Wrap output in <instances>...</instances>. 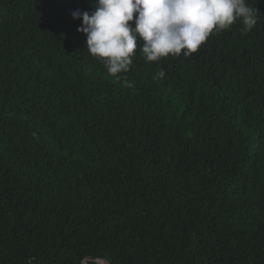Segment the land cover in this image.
<instances>
[{
  "label": "trees",
  "instance_id": "trees-1",
  "mask_svg": "<svg viewBox=\"0 0 264 264\" xmlns=\"http://www.w3.org/2000/svg\"><path fill=\"white\" fill-rule=\"evenodd\" d=\"M247 3L251 31L190 56L148 62L138 41L129 89L71 16L96 0H0V264H264V0Z\"/></svg>",
  "mask_w": 264,
  "mask_h": 264
},
{
  "label": "clouds",
  "instance_id": "clouds-1",
  "mask_svg": "<svg viewBox=\"0 0 264 264\" xmlns=\"http://www.w3.org/2000/svg\"><path fill=\"white\" fill-rule=\"evenodd\" d=\"M257 11L247 0H96L91 13L77 9L71 16L82 20L77 31L85 35L88 53L131 89L134 84L121 74L130 71L138 41L148 62L187 57L214 32L228 30L237 22L243 26L242 34L251 31L257 24ZM156 75L164 78V69L158 66ZM34 260L29 258L28 264Z\"/></svg>",
  "mask_w": 264,
  "mask_h": 264
}]
</instances>
